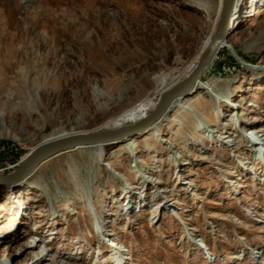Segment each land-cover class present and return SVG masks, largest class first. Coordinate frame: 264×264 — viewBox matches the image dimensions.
<instances>
[{"label": "rangeland", "instance_id": "rangeland-1", "mask_svg": "<svg viewBox=\"0 0 264 264\" xmlns=\"http://www.w3.org/2000/svg\"><path fill=\"white\" fill-rule=\"evenodd\" d=\"M195 1L0 0V171L56 131L151 112L164 91L152 92L199 62L191 67L211 22ZM251 1L234 49L194 94L197 113L174 108L183 122L163 121L143 144L66 150L11 193L0 185V264H110L114 244L115 264H264V48L249 46L264 38V0Z\"/></svg>", "mask_w": 264, "mask_h": 264}, {"label": "bare ground", "instance_id": "bare-ground-1", "mask_svg": "<svg viewBox=\"0 0 264 264\" xmlns=\"http://www.w3.org/2000/svg\"><path fill=\"white\" fill-rule=\"evenodd\" d=\"M256 1V0H255ZM260 1V0H258ZM243 3H244V0H232V11H231V14H230V21H229V28H228V33L227 35L221 40L220 42V45L218 47V51L216 53V56L214 57L209 69L207 70L206 74L204 76H206L208 74V72L212 69L213 67V64H215V61H216V58H217V55L218 53L224 48V47H229V48H233V45L229 42V35L232 34V31L234 30L235 26H236V23L239 19V17L241 16V13H242V7H243ZM195 4L196 6L205 11L206 14L208 15L207 17V20H209V22H211V28H210V31H209V34L205 37V39L201 42V45H200V49H199V52L197 53V55L194 57V59L192 60L191 62V67L194 68L197 60L199 59V62L198 64L196 65V67L194 68V70L191 72V71H188V72H184L181 76L184 77V79H186L187 77H189L197 68L198 66L200 65L205 53L207 52V50L210 48V46L212 45L214 39L216 38L218 32H219V29H220V25H221V21L224 17V14L226 12V8H227V2L226 0H213L211 1V4L209 1L207 0H196L195 1ZM251 5H255L254 3V0L251 1ZM256 10V9H255ZM260 37V36H259ZM259 44L260 47L263 49L264 48V38L260 37V39H254L251 44ZM168 47V46H167ZM169 49V48H168ZM262 76V80H264V73L260 74ZM203 76V77H204ZM201 78L199 81H197L196 83V86L194 88H192L186 95H182L180 97H177L173 103L171 104L170 108L168 109V111L159 119L157 120L156 122H154L151 126H149L148 128H146L145 130H143L142 132H139V134H135V135H130L128 137H125L123 139L120 140V144H119V148H126L127 147V143L128 141L132 140L134 141V139L136 137H138L139 141H142V144L143 142L149 140L151 137L154 136V134L157 132L160 124H165L163 121H167V124H168V129H172V121H175V123H179L181 124L183 122V116H181L182 114H180V112L178 111L177 112V115H175V118H172V115L171 114V111L175 108H184L186 105L189 104L188 107H186V109H188V111H190V113L192 115L195 114V112L197 113V109L199 108V104H202L203 103V100L200 98V97H194V94L196 93V91L199 89V88H204V78ZM183 79V80H184ZM182 80V81H183ZM260 80V81H262ZM181 81V82H182ZM178 83H180L179 81V77H175V78H170V79H167L165 81H163L159 88L156 89L155 91L152 92L150 98H153V97H156V96H159V94L162 92V91H166L168 90L169 88L173 87L174 85H177ZM238 91H241L240 89ZM164 92L162 93V95L164 94ZM162 95L157 99V100H153L154 101V109L157 107L158 103H159V100L160 98L162 97ZM237 103H234L233 105H236ZM249 106H252V105H256L255 102L253 101H249V103H247ZM153 109V110H154ZM152 110V111H153ZM151 111V112H152ZM151 112L147 113L146 115L142 116L140 119L144 118V117H147ZM229 116V115H227ZM234 114H232L230 120H234L233 118ZM171 117V118H170ZM140 119H138L137 121H139ZM255 119V118H254ZM242 120L246 121V120H249L248 117H243ZM135 121V122H137ZM207 122V120H205ZM209 122V121H208ZM207 122V123H208ZM243 122V121H242ZM176 123V124H177ZM132 124V123H131ZM126 125V124H124ZM159 125V126H158ZM209 125V123H208ZM166 126V124H165ZM158 127V128H157ZM94 130V129H93ZM252 130V129H251ZM87 131H91V130H87ZM87 131H77L76 129H71V130H62V131H56L55 133L51 134V135H48V136H45L43 141H46V140H49V139H53V138H56V137H59V136H62V135H65V134H71V133H76V132H87ZM257 134H259L261 132L260 135H264V133H262V131H264V127H261L260 129H257L255 130ZM253 131V132H255ZM252 132V131H251ZM249 132V133H251ZM256 135V134H255ZM240 138V137H239ZM240 140V139H239ZM227 143L231 144V145H234V144H238L239 141L237 142L236 141V138H235V141L233 139V141L230 140V138H228L227 140ZM263 143H264V137H263ZM105 144H108V143H95V144H90V145H82V146H77V147H74V148H71V149H68V150H72V149H81V148H85V147H89V148H94L98 151L102 150L103 149V146ZM145 144V143H144ZM263 147H264V144H262ZM146 146V145H145ZM66 151V150H65ZM30 152V151H29ZM28 152V153H29ZM64 152V151H62ZM26 153L25 156L28 154ZM61 153V152H60ZM264 154V153H263ZM56 155V154H55ZM250 156V153L248 152L247 153V157L243 156V158H250L248 157ZM258 156H260L258 154ZM263 156V155H262ZM52 157V156H51ZM242 157V156H241ZM50 158V157H49ZM260 161L262 159H264V156L263 158H259L257 157ZM48 159V158H47ZM47 159H45L44 161H46ZM248 161H250L249 159H247ZM44 161H42L40 164H38L33 170L32 172L29 174V175H32L36 170H38V168L44 163ZM259 161V162H260ZM256 164H258V161H256ZM255 169L259 166L256 165L254 166ZM78 171L74 168L72 169H69L68 171L66 170L65 171V175L66 177H68V179H72V177H76L77 176V173ZM28 175V176H29ZM24 177L21 181L17 182V183H13V184H8V185H4V189H6L7 191H11L13 190V186H17L16 184L20 183V182H26V178L28 177ZM187 184V182H185ZM15 184V185H14ZM35 189H38L40 190L41 192H44L46 190V188L44 187V185L40 182V181H34L33 183ZM2 185V184H0ZM236 190V189H235ZM10 192V193H11ZM69 203V202H67ZM69 205V204H68ZM65 209V208H64ZM76 210H72L71 213H74ZM51 240V239H50ZM48 241V239H47ZM39 242H40V239L38 240H33L31 242H29V246H38L39 245ZM46 242V241H45ZM114 247H112V249L109 250V253H106L104 256H103V259H102V262L101 263H104L106 262L107 260L106 259H109V262L110 264H115V259L114 258H117V256L119 255H122L120 254V252H118V249L121 250V245H113ZM116 247L118 249H116ZM206 247H207V244H206ZM46 249V248H45ZM117 250V251H116ZM48 254V251L45 253L44 251H42L41 253H38V256L37 259L39 258H42L44 255ZM119 261V260H117ZM120 263V261H119Z\"/></svg>", "mask_w": 264, "mask_h": 264}, {"label": "water", "instance_id": "water-1", "mask_svg": "<svg viewBox=\"0 0 264 264\" xmlns=\"http://www.w3.org/2000/svg\"><path fill=\"white\" fill-rule=\"evenodd\" d=\"M227 8L221 21L219 32L212 45L205 53L198 68L182 82L174 85L164 92L157 107L147 116L132 124H126L114 128L103 126L87 132H74L53 139L41 141L30 152L24 156L17 167L7 173L0 171V184L8 185L21 181L28 176L32 170L45 159L62 151L95 143H111L120 141L130 135L142 132L154 122L159 120L170 108L173 101L182 95H186L209 69L220 45L221 40L227 35L229 28V17L232 11V0H226Z\"/></svg>", "mask_w": 264, "mask_h": 264}, {"label": "built area", "instance_id": "built-area-1", "mask_svg": "<svg viewBox=\"0 0 264 264\" xmlns=\"http://www.w3.org/2000/svg\"><path fill=\"white\" fill-rule=\"evenodd\" d=\"M259 136H260V135H259ZM250 137H251V138H249V139H250L251 143H250V142H249V143H250L251 145H253L252 143L255 142V141H256V143L258 142V146H259L260 143H262V139H261L260 137H257V136L255 135V133L251 134ZM255 138H256V139H255ZM259 142H260V143H259ZM253 146H254V145H253ZM255 146H256V145H255Z\"/></svg>", "mask_w": 264, "mask_h": 264}]
</instances>
